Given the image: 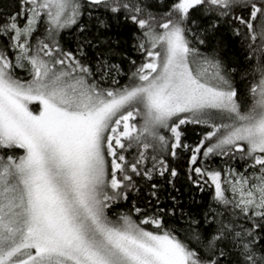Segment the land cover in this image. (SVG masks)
Masks as SVG:
<instances>
[{
    "label": "snow or ice",
    "instance_id": "snow-or-ice-1",
    "mask_svg": "<svg viewBox=\"0 0 264 264\" xmlns=\"http://www.w3.org/2000/svg\"><path fill=\"white\" fill-rule=\"evenodd\" d=\"M0 264H264V0H0Z\"/></svg>",
    "mask_w": 264,
    "mask_h": 264
},
{
    "label": "trees",
    "instance_id": "trees-1",
    "mask_svg": "<svg viewBox=\"0 0 264 264\" xmlns=\"http://www.w3.org/2000/svg\"><path fill=\"white\" fill-rule=\"evenodd\" d=\"M197 131H198V129L189 128V131H188L189 142H192L195 139H197V136H196ZM183 194H184L185 201H187V197H188L189 193L187 191H184Z\"/></svg>",
    "mask_w": 264,
    "mask_h": 264
}]
</instances>
